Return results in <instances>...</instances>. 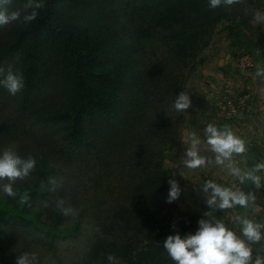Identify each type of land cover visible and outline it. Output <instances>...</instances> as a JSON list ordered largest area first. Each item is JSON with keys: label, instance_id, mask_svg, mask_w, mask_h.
<instances>
[{"label": "trees", "instance_id": "16d2710c", "mask_svg": "<svg viewBox=\"0 0 264 264\" xmlns=\"http://www.w3.org/2000/svg\"><path fill=\"white\" fill-rule=\"evenodd\" d=\"M27 2L0 0V8L24 10ZM39 2L44 7L31 23L0 27V66L22 73L25 81L14 96L0 85V106L13 126L6 133L19 141L22 158L37 161L35 171L15 185L14 198L0 187V264H15L21 249L32 244L58 254L59 240L77 236L81 221L64 227L56 201L70 205L80 197L99 221L83 264L107 263L109 254L117 264H175L163 241L195 233L209 209L204 198L200 208L159 227L177 204L166 202L168 180L181 178L165 165L167 148L181 143L175 117L182 113L172 107L174 98L187 90L184 70L190 76L197 68L198 55L224 18L232 20L231 32L246 52L263 47L252 31L253 15L244 10L251 2L264 14V0L217 9L209 8V0ZM154 43L161 51L150 61L142 49ZM4 121L0 115V132ZM262 144L247 145L255 158L249 166L264 157ZM253 188L251 181H239L237 191ZM256 205L255 200L216 216L239 234L227 212L264 223ZM139 236L147 242H136L143 240Z\"/></svg>", "mask_w": 264, "mask_h": 264}, {"label": "rangeland", "instance_id": "374dc122", "mask_svg": "<svg viewBox=\"0 0 264 264\" xmlns=\"http://www.w3.org/2000/svg\"><path fill=\"white\" fill-rule=\"evenodd\" d=\"M246 13L252 14L251 20L252 31L258 37L264 40V23L258 22L254 17V11H258V7L254 3L248 2L245 10ZM232 20L224 18L220 21L212 36L210 37L209 45L204 48L197 59V68L190 73L185 69L184 74L188 75L187 91L191 93L192 107L187 112L177 115L174 113L172 116L179 118L178 132L181 138V143L176 146H169L167 148V156L165 165L175 170L176 175H180L178 185L181 189V194L177 199V204L166 211L164 217L160 220L161 225L167 224V220L175 218L183 211L189 208H200L204 198L207 199V194L202 191V186L206 180H213L224 186L233 187V190L239 189V180L228 174L226 169L216 166L214 163L198 169H188L183 163L185 151L190 144L189 137L195 133L200 139V151L202 155L214 156L210 152L209 146L206 143V136L204 128L208 124L217 126L229 125L232 131L241 137L247 145L262 144L264 142V79L256 75L258 68H264V42L263 47H259L256 52L251 55L246 52L241 45V41L237 36L231 32ZM248 31V30H247ZM161 51L158 43L149 45L142 49V53L147 54V58L154 60L156 54ZM245 54L250 55V64L246 67L239 66L238 60ZM248 97L245 109L238 113L236 116H229L225 110L216 107L215 99L222 96H234L238 99L243 95ZM0 115L5 119V128L2 129L0 135V154L8 148H14L16 153L22 158L19 151V141L9 136L6 132L13 128L11 122L6 117V111L0 106ZM23 138H28L23 135ZM262 144L261 146H263ZM248 149V148H247ZM254 154L246 151L242 156L234 158L236 166L240 167L242 171H250L254 165L249 166V162L255 160ZM25 158V157H23ZM264 163V157L257 160V164ZM32 174V173H31ZM264 183V171L256 173ZM7 181H5L6 183ZM21 181H17L14 185H18ZM256 195L259 207L264 210V189L257 190L255 187L252 190ZM73 202V201H72ZM75 209V214L71 216H64L63 226L70 227L79 218L81 221L80 231L77 236L66 237L59 240L58 254H50L45 251L46 246L32 244L27 248L21 249L22 253H28L30 256L35 255L36 259L34 264H83L86 252L91 248L93 240L97 235L98 219L94 208H91L89 203L80 197L78 202L70 204ZM85 209L86 213L82 212ZM79 212H82L79 214ZM260 212V211H258ZM264 216V212H261ZM234 213L227 212V216L233 220ZM254 217L255 212L253 213ZM121 237L122 235L119 234ZM132 237L131 234L128 235ZM143 240L134 238L136 242L141 244L147 242V236H139ZM256 247L254 256L257 254ZM23 248V247H22ZM264 256V253H260ZM37 260V262H36ZM60 261H64L61 263ZM120 261L115 258L114 262L107 263L99 261L98 264H117Z\"/></svg>", "mask_w": 264, "mask_h": 264}, {"label": "clouds", "instance_id": "9594fccd", "mask_svg": "<svg viewBox=\"0 0 264 264\" xmlns=\"http://www.w3.org/2000/svg\"><path fill=\"white\" fill-rule=\"evenodd\" d=\"M244 0H209V8L220 7L230 8L233 5L241 4ZM44 7L39 0H28L24 5V10L16 9L8 11L0 8V27L19 22L28 24L34 21L38 15L37 9ZM27 9H31L28 11ZM255 19L264 23V14L254 11ZM256 75L264 79V68H258ZM0 85L5 87L10 95H16L24 86V76L20 72H14L9 66L7 70L0 66ZM172 107L175 111L184 113L192 107L191 93L182 90L175 96ZM206 143L210 152L214 156H205L200 151V139L195 133L190 137V144L185 151L183 163L188 169H198L210 164L226 169L228 174L236 177L241 184L246 180L251 181L255 189H264L262 179L256 173L264 171V163L256 164L250 171L244 172L234 161L237 156L246 153V142L237 136L227 124L217 126L208 124L204 128ZM37 161L34 157L21 158L14 148H8L0 154V181H7L0 185L3 192L14 198L16 192L13 185L17 181H23L35 171ZM49 183L55 190L56 182L50 179ZM169 193L166 202L172 203L181 194V189L175 179H169ZM202 191L207 194L206 204L209 211L203 213V217L198 220V228L195 233H188L181 237L179 233L169 235L163 241V247L168 256L175 264H264V223L255 222L241 215H235L233 220L240 226L238 234L230 228L225 220L217 218V211L233 209L237 206L248 208L250 202L254 203L256 195L253 192L235 191L233 187L224 186L213 180H206L202 186ZM47 207V203H45ZM56 208L64 215L75 214V209L66 204L63 198L56 201ZM175 228V224H173ZM253 245H260L254 256ZM35 255L22 253L16 258L15 264H33ZM110 262L115 261V257L108 255Z\"/></svg>", "mask_w": 264, "mask_h": 264}, {"label": "built area", "instance_id": "2783aa9c", "mask_svg": "<svg viewBox=\"0 0 264 264\" xmlns=\"http://www.w3.org/2000/svg\"><path fill=\"white\" fill-rule=\"evenodd\" d=\"M239 66L242 65V67H246V65L250 64V55L245 54L242 58H239L238 60ZM246 98L247 96L243 95L240 98L236 99L234 96H222L217 97L215 99L216 107L219 109H222L223 111L228 113V115L236 116L238 113H240L242 110L245 109L246 105ZM258 205H261L260 203H257L256 208ZM264 205V204H263ZM263 207V206H262ZM262 207H259V209H262ZM260 212H264V210H259Z\"/></svg>", "mask_w": 264, "mask_h": 264}]
</instances>
